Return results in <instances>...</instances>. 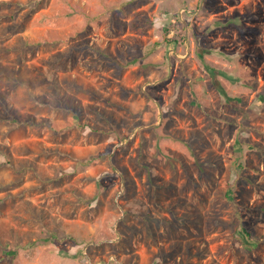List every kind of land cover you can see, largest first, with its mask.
<instances>
[{
    "label": "rangeland",
    "instance_id": "1",
    "mask_svg": "<svg viewBox=\"0 0 264 264\" xmlns=\"http://www.w3.org/2000/svg\"><path fill=\"white\" fill-rule=\"evenodd\" d=\"M0 264H264V0H0Z\"/></svg>",
    "mask_w": 264,
    "mask_h": 264
}]
</instances>
